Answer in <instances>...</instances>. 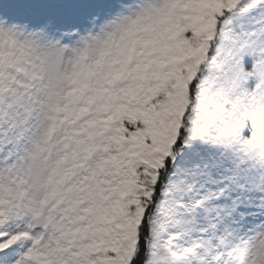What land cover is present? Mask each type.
<instances>
[{
	"label": "rangeland",
	"instance_id": "rangeland-1",
	"mask_svg": "<svg viewBox=\"0 0 264 264\" xmlns=\"http://www.w3.org/2000/svg\"><path fill=\"white\" fill-rule=\"evenodd\" d=\"M201 12L190 0H140L43 51L40 106L25 101L21 155L0 178V228L18 230L9 243L31 241L25 264H128L141 197L163 165L159 128L175 138L211 40Z\"/></svg>",
	"mask_w": 264,
	"mask_h": 264
},
{
	"label": "snow or ice",
	"instance_id": "snow-or-ice-1",
	"mask_svg": "<svg viewBox=\"0 0 264 264\" xmlns=\"http://www.w3.org/2000/svg\"><path fill=\"white\" fill-rule=\"evenodd\" d=\"M139 2L0 0V170L21 155L19 120L44 83L43 51ZM190 2L201 6L211 40L175 138L159 128L163 148L153 155L163 167L141 197L128 264H264V0ZM17 235L0 228V264H25L31 241L9 243Z\"/></svg>",
	"mask_w": 264,
	"mask_h": 264
},
{
	"label": "trees",
	"instance_id": "trees-1",
	"mask_svg": "<svg viewBox=\"0 0 264 264\" xmlns=\"http://www.w3.org/2000/svg\"><path fill=\"white\" fill-rule=\"evenodd\" d=\"M189 103H191L190 99H189ZM181 122H182V120H181ZM135 247H136V245H135ZM134 251H135V248H134ZM133 253H134V252H133Z\"/></svg>",
	"mask_w": 264,
	"mask_h": 264
}]
</instances>
